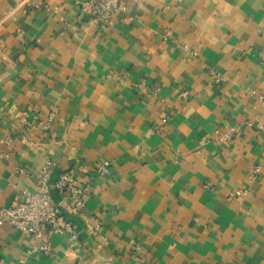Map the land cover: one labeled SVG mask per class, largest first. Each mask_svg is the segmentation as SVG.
Instances as JSON below:
<instances>
[{
  "label": "crops",
  "instance_id": "0c3cea01",
  "mask_svg": "<svg viewBox=\"0 0 264 264\" xmlns=\"http://www.w3.org/2000/svg\"><path fill=\"white\" fill-rule=\"evenodd\" d=\"M84 1L0 0V209L46 159L88 184L76 244L2 219V264H264V0Z\"/></svg>",
  "mask_w": 264,
  "mask_h": 264
},
{
  "label": "built area",
  "instance_id": "2783aa9c",
  "mask_svg": "<svg viewBox=\"0 0 264 264\" xmlns=\"http://www.w3.org/2000/svg\"><path fill=\"white\" fill-rule=\"evenodd\" d=\"M129 5V0H85L81 3V8L92 19L105 24L114 15L127 12ZM40 6H42L41 3L35 4L36 8ZM141 84H143V80L134 84V88L137 90ZM150 89L153 92H158L160 87L156 84L153 87L150 86ZM186 95V91L180 94L182 97H186ZM53 118L54 114L49 113L46 122L48 128ZM224 129L216 130L212 137H204L202 140L221 143L239 132L238 126H226ZM54 165L55 162L46 159L37 179L39 189L35 191L21 190L11 206L0 209V223L4 219L17 232L41 239L39 246H33L27 252H49L51 247L48 236L51 234L65 233L73 244L78 241V235L73 230L71 218L81 213L85 204L88 184L78 183L74 175L69 172L58 173L50 183ZM104 168L103 164L98 165L96 169L98 176L104 174ZM258 172L259 167H253L248 178H254ZM239 192L237 190L231 195L239 194ZM0 264H2L1 260Z\"/></svg>",
  "mask_w": 264,
  "mask_h": 264
}]
</instances>
